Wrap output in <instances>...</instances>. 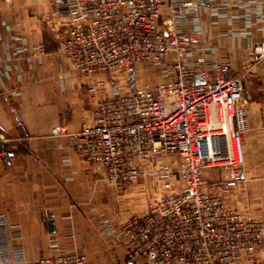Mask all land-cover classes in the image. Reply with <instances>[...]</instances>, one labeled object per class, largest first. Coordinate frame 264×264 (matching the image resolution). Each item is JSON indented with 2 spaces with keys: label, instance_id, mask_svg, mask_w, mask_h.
<instances>
[{
  "label": "built area",
  "instance_id": "built-area-1",
  "mask_svg": "<svg viewBox=\"0 0 264 264\" xmlns=\"http://www.w3.org/2000/svg\"><path fill=\"white\" fill-rule=\"evenodd\" d=\"M60 5L66 30L61 54L81 76L97 81L96 76L106 75L115 89L112 96H96L92 122L71 135L82 158L101 164L108 186L118 192L145 177L150 163H163L166 155L182 159L183 189L120 226L129 260L238 264L253 256L264 246V218L229 208L210 189L205 172L232 167L228 184L243 178L244 135L236 110L245 75L264 63V46L255 49L254 63L242 72L234 74L227 63L209 72L187 62L191 39L174 28L176 16L188 5L184 0H62ZM164 8L171 17L163 28ZM196 63L204 65L205 59ZM140 65L160 79L121 91L115 74L135 76ZM102 85L105 81L98 79L90 91ZM172 176L167 168L161 173L168 181ZM15 236L0 215V264H90L86 253L65 249L29 261Z\"/></svg>",
  "mask_w": 264,
  "mask_h": 264
},
{
  "label": "crops",
  "instance_id": "crops-1",
  "mask_svg": "<svg viewBox=\"0 0 264 264\" xmlns=\"http://www.w3.org/2000/svg\"><path fill=\"white\" fill-rule=\"evenodd\" d=\"M61 1L0 0V135L19 140L12 163L0 155V215L29 261L65 249L87 253L90 264H134L119 240L118 192L107 185L103 166L87 163L71 143L92 115L77 71L61 54ZM184 1L174 28L191 39L189 64L212 72L227 63L237 74L254 63L255 49L264 46V0ZM170 17L164 8L160 26ZM200 57L204 65L196 63ZM241 99L236 123L244 133L243 180L254 182L258 208L264 196L256 189L264 182L263 62L245 78Z\"/></svg>",
  "mask_w": 264,
  "mask_h": 264
},
{
  "label": "rangeland",
  "instance_id": "rangeland-1",
  "mask_svg": "<svg viewBox=\"0 0 264 264\" xmlns=\"http://www.w3.org/2000/svg\"><path fill=\"white\" fill-rule=\"evenodd\" d=\"M61 23L62 25H64V20H62ZM254 72L255 70L247 73L245 75V78ZM77 75V77L80 78L82 89L84 91V103L86 109L92 115L95 99L97 98L96 96L100 98L112 96L115 89L112 88L111 79L108 76L99 75L96 76L95 79L97 81L98 79H103L105 81V85H102V87H100L96 93L92 92L90 91V86L94 82L97 83V81H93L91 77H83L78 73ZM115 75L116 78L114 82L116 83L117 87L121 89V91L126 92L129 91V88L134 89L136 87L135 84H137V86H141L146 84L147 82L151 83L160 79L155 77V75L152 74L149 68L142 67L141 65L136 68L135 76L131 75L129 78H127V76L122 72L116 73ZM126 81L128 82V84L126 83ZM133 85H135L134 88ZM241 100L242 99H240L239 104ZM92 119L93 118L91 117L90 120H84L83 123H91ZM17 141H19L17 137L0 135V155L4 158L6 163H12L15 160L16 146L14 145L15 143H17ZM181 164L182 159L178 155H166L163 163H150L148 165V173L145 177L131 184L125 191H117V212L118 220L120 222L119 224H124L133 216L146 215L150 211V208L155 201L161 199L163 196L173 191H181L184 187V181L180 179L179 175ZM164 168H167L172 172L173 176L171 177L170 181H168L166 178L161 177V173H163ZM232 172H234V168L232 167L224 169L215 167L206 170V179L210 183V189H212L213 192H215L217 195L223 197L229 208L238 210L243 216L257 217L261 219L264 218V196L262 198H257L259 199L258 208H254L255 204L253 203L255 200L253 198V194H251L254 182L250 179L243 180L242 178L241 180H237L234 182L232 181V184H228L230 183ZM169 182L171 183L170 186L167 185ZM260 184L261 185L256 187V189H264V182H261ZM243 195L245 201L241 198L243 197ZM119 240L122 243L120 238ZM123 247L125 248L124 245ZM138 264H144V261H141ZM238 264H264V246L259 248L253 254V256L243 260L242 262H239Z\"/></svg>",
  "mask_w": 264,
  "mask_h": 264
},
{
  "label": "water",
  "instance_id": "water-1",
  "mask_svg": "<svg viewBox=\"0 0 264 264\" xmlns=\"http://www.w3.org/2000/svg\"><path fill=\"white\" fill-rule=\"evenodd\" d=\"M52 226H53V221H50L51 232H54V228Z\"/></svg>",
  "mask_w": 264,
  "mask_h": 264
}]
</instances>
